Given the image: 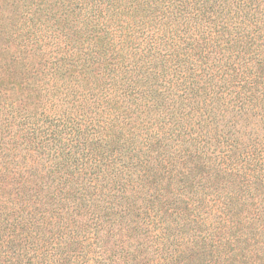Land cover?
<instances>
[{
    "label": "trees",
    "instance_id": "trees-1",
    "mask_svg": "<svg viewBox=\"0 0 264 264\" xmlns=\"http://www.w3.org/2000/svg\"><path fill=\"white\" fill-rule=\"evenodd\" d=\"M0 264H264V0H0Z\"/></svg>",
    "mask_w": 264,
    "mask_h": 264
}]
</instances>
